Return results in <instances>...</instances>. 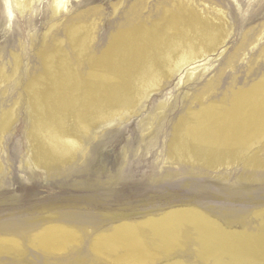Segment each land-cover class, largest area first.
Wrapping results in <instances>:
<instances>
[{
  "label": "bare ground",
  "instance_id": "obj_1",
  "mask_svg": "<svg viewBox=\"0 0 264 264\" xmlns=\"http://www.w3.org/2000/svg\"><path fill=\"white\" fill-rule=\"evenodd\" d=\"M69 1L51 0L53 16L69 11ZM171 1L173 5L169 6L168 0H160L158 6L163 8L154 19L157 21L154 27L135 32L132 22L148 2L135 0L117 22L114 48L104 55L100 65L92 58L85 71L81 67L85 65L83 58L97 38L99 20L94 17L95 8L68 18L62 33L54 31L59 22L50 25L43 40L46 43L54 38L57 50L53 52L47 46L46 53L38 57L39 66L30 78L27 92L37 116L38 124L31 135L39 164L58 174L63 165L77 157L83 139L92 128L116 116H131L146 98L162 89L165 80L226 45L231 29L223 8L207 0H202L204 5L196 1V6L194 0ZM33 2L15 0L22 12L29 10ZM121 4V1L114 4L115 14ZM8 12L12 14L9 8ZM263 34L249 45L256 44ZM68 44L78 47V61L66 49ZM245 48L243 43L239 49ZM246 54V51L242 53ZM261 57L264 58V47L258 58ZM14 58L11 73L0 66V88L5 84L4 93L7 82H13V86L18 83L15 77L21 66L20 54L16 53ZM229 66H233L231 62ZM196 69L197 66L188 69L184 82L191 84ZM46 75L53 90L44 102ZM261 81L246 88L237 114L229 115L224 122L227 123L224 134H221L220 115L225 101L220 104L212 101L210 106L182 115L175 130L174 151L179 162L190 163V173L196 166L229 167L244 157L247 167H264L260 155L263 149L259 148L264 145V83ZM215 83L216 79H211L194 99L198 98L203 105L215 90ZM167 108V102L162 101L144 130L151 132L157 116ZM16 110V107L12 109L2 129L0 154L2 137L14 121ZM246 173L239 179L264 181L254 170ZM171 175L169 172L166 177ZM198 187L211 188L205 184ZM169 195L174 203L186 202L180 194ZM49 213L0 220V264H156L165 256L183 259L164 264H264V210L254 217L238 206L216 207L197 202L172 207L159 215L146 212L147 218L142 221L128 220L127 214L105 213L100 217L89 208L57 209ZM119 219L123 221L105 228Z\"/></svg>",
  "mask_w": 264,
  "mask_h": 264
},
{
  "label": "rangeland",
  "instance_id": "obj_2",
  "mask_svg": "<svg viewBox=\"0 0 264 264\" xmlns=\"http://www.w3.org/2000/svg\"><path fill=\"white\" fill-rule=\"evenodd\" d=\"M119 1L122 4L115 14L113 6ZM134 1L70 0L69 11L64 10L54 17L51 0H34L31 8L24 12L19 10L15 0H0V66H5L6 72L11 73L14 55L18 53L21 57V66L15 77L18 81L16 86L7 82L5 93V84L0 88V136L12 109H17L14 121L2 137L0 220L45 216L57 209L89 208L100 217L105 213L127 214L128 220L142 221L147 218L146 212L159 215L172 207L197 202L216 207L222 204L238 206L254 217L264 210V181L239 179L240 175L252 170L259 178H264V167L249 168L244 157L229 167L213 169L196 166V170L190 173V163L179 162L174 151L177 141L175 130L182 115L210 106L212 101L218 104L225 101L220 115L221 134H224L227 129L224 122L228 121L229 115L237 114L246 88L260 80L264 83V58H258L264 47V34L256 44L249 45L264 32V0H207L223 8L227 15L231 32L226 45L207 59L165 80L162 89L146 98L131 116H116L92 128L83 139L77 157L63 165L58 174H53L36 160L31 133L38 123L33 99L27 92L32 74L39 66L38 57L46 53L47 46L53 52L57 50L54 38L44 43V33L56 22H59V27L54 31L62 33L68 18L95 8L97 14L94 17L99 20L97 38L93 48L83 58L85 65L81 67L85 71L92 58L96 65H100L104 55L114 48L117 22L122 20L126 9ZM194 1V6L196 1L204 5L202 0ZM159 2L148 0L147 7L132 22L135 32L155 26L157 21L154 19L163 8V5L158 6ZM167 4L172 6L173 1L168 0ZM8 8L12 11L11 15ZM247 31L249 33L245 37ZM243 43H246V48L239 49ZM66 49L74 61H78V47L75 49L68 44ZM244 51L247 52L245 56L242 55ZM192 66H197V69L190 84L184 80ZM211 79H216V88L201 105L194 97L204 90ZM45 83L42 99L47 102L53 90L48 75ZM162 101L167 102V111L157 116L151 132L144 130L149 118L157 114ZM46 109L50 112L48 107ZM213 119L216 120V117ZM259 148L263 149L260 155L264 164V145ZM169 172L172 175L166 177ZM226 174L228 176L223 178ZM199 184L211 188H199ZM169 194H180L186 202L174 203ZM121 221H112L114 223L106 224L105 228ZM172 259L183 257L165 256L156 264Z\"/></svg>",
  "mask_w": 264,
  "mask_h": 264
}]
</instances>
